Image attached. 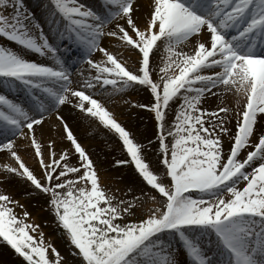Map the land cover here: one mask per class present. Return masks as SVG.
Returning <instances> with one entry per match:
<instances>
[{"label":"snow or ice","instance_id":"6c2138e0","mask_svg":"<svg viewBox=\"0 0 264 264\" xmlns=\"http://www.w3.org/2000/svg\"><path fill=\"white\" fill-rule=\"evenodd\" d=\"M147 7L141 25L138 0H45L49 36L24 0H0V37L17 45H0V84L27 96L21 103L0 94V151L14 161L0 166V181L15 177L48 197L71 254L45 243L43 232L31 235L39 225L27 211L18 217L12 205H22L0 192V237L26 264L72 257L78 264H264V0H149ZM112 47L134 52L135 70ZM161 49L156 72L152 57ZM70 50L79 56L66 59L62 51ZM81 62L91 71L74 86L73 64ZM129 89L149 94L132 106L153 116L165 178L146 158L153 140L136 141L95 98ZM221 89L237 98L235 131L226 103L203 106ZM64 105L118 137L129 159L115 163L134 167L147 186L139 196L119 199L101 186L95 162L61 115ZM53 113L70 146L58 153L49 140L45 158L35 126ZM17 136L30 141L41 176L19 155ZM73 154L77 164L69 163ZM148 202L141 218L123 222Z\"/></svg>","mask_w":264,"mask_h":264},{"label":"rangeland","instance_id":"374dc122","mask_svg":"<svg viewBox=\"0 0 264 264\" xmlns=\"http://www.w3.org/2000/svg\"><path fill=\"white\" fill-rule=\"evenodd\" d=\"M24 4L26 8L33 13L31 7L34 3L28 5L27 2H24ZM147 11L148 10H144V12L140 16L142 25L145 13ZM121 23L123 22L121 21ZM45 33H47V31H45ZM0 39L2 38L0 37ZM103 43L104 46H109L108 39H105ZM185 46H188L190 48L189 51H191L192 46L190 44L181 45V47ZM112 50L114 52L121 53L123 59H126L130 62V67L133 66L136 68L137 57L133 60L130 58L132 55H135L134 52L124 51L117 47H112ZM162 53L163 50L161 49L159 52H157L155 56L152 57L153 66L156 72H158L159 69L157 57H160ZM96 56L102 58V54L99 52L93 53L92 58L94 60H97L98 58H96ZM28 57L33 60H39L41 58L34 53H29ZM219 92H223L222 89ZM222 97H224V95H218V98L209 97L204 102L203 106L209 109L215 106H224V98ZM148 99L149 94L140 89H129L123 94H103L101 97V100L104 101L105 105L113 113L114 117L119 118L117 121L132 133L136 141L146 143V141L149 139L153 140V148L156 150L147 152L146 158L150 162L151 168L159 174V177L165 178L164 172L161 171V166H159L157 163V157L159 153L158 146L155 143L156 126L153 116L146 109L141 110L139 107H134L136 108V110H141L143 113L146 114L144 116H140L141 113L139 114V112H136V110L132 106L134 103H147ZM125 101H128L129 103H125ZM176 107L177 105L173 104L172 110L169 111V122H171V120L173 119ZM118 108H122L120 110L121 113H117V111H115ZM132 109H134L135 112H132ZM232 109L233 112L231 113V127L233 128V131H235L236 107ZM118 114L121 115L119 116ZM137 123H139L141 126L139 127ZM99 129L100 130H88L86 135L80 136L79 139L84 142L83 147L87 150V152L95 162L101 186L109 194H114L119 199L128 200L133 194L139 196L141 189H146L147 186L143 183L142 179L135 172L134 167L130 164L116 165L115 163L116 160L129 159V157H127L126 152L122 149L121 142L118 140V137L114 133L113 135H115L116 137H114L113 135H111V137L109 134H107V131L105 132L103 129ZM132 129H137V131L139 132H137L139 135V139L136 137L135 133L133 134ZM110 134H112V132H110ZM252 139L256 140L257 138L252 137ZM48 141L49 140L43 142L40 141L44 150L45 158L48 157ZM67 143L69 144V142ZM228 147L229 141L227 140V138H225L224 148L227 150ZM55 150L58 153L60 152L56 148ZM17 151L27 165L28 162H32L34 164L33 167L30 165L28 166L35 172L38 177L41 176L43 170L40 168L38 161L34 159V150L30 146V141L27 146H25V148L19 147L17 148ZM6 163H14V161L9 156H6V154L0 151V166ZM69 163L77 164V156H70ZM5 183L7 184V186H4ZM244 183V181H241L239 187L242 188ZM128 189H132V191L129 192ZM0 192L10 195L13 200L19 201V205H22V207L12 205L14 212L18 217H22V214L27 211L29 213V216L27 218L28 222L39 225L37 231L30 233L31 235L39 239V233L43 232L45 243H51L54 247L58 249L62 256L66 258L70 257L71 254L69 252L67 241L65 240L64 236L61 235V230L57 228L56 224L53 221V216L49 211L47 204L48 197L46 195L39 193L38 191H34L32 188L29 187V185L15 177H13L11 183L7 182V180L0 181ZM140 199L143 200L144 198L140 196ZM151 206V202H148L144 205L143 209L137 207L136 215L127 216L125 221L123 222H126L127 220H137L141 218L142 214L146 213L147 209ZM50 251L51 250L49 249V252ZM180 259H184L183 253H181ZM78 262V257H72L69 260V264H78ZM0 264H26V262H24L23 259L19 257L18 254H16L15 251L9 245H7L6 242L3 241L2 237H0Z\"/></svg>","mask_w":264,"mask_h":264},{"label":"bare ground","instance_id":"6f19581e","mask_svg":"<svg viewBox=\"0 0 264 264\" xmlns=\"http://www.w3.org/2000/svg\"><path fill=\"white\" fill-rule=\"evenodd\" d=\"M24 2H27L28 5L34 3L33 6L31 7V10L33 11L35 17L44 25V31H47L46 34H48L50 36L51 33L49 31L48 24L45 22V16H44V12H43V4H44L45 0H24ZM87 3L89 5L95 6L96 1L95 0H87ZM148 3H149V0H138L139 11L137 13H135V15L140 17L141 14L144 12V10H148V7H147ZM137 22L142 25L141 19H139ZM1 38L2 39H0V45L9 46V47H12L14 49L17 48V45H15L14 43L7 41L3 37H1ZM181 49L184 51H189L190 48L188 46H185V47H181ZM62 53L66 54V59H68V58L74 59V58L78 57V56H76V54H77L76 50H70L69 52H63L62 51ZM28 56H29V54H28ZM163 56H164V53H162L160 57H163ZM136 57L137 56L132 55L130 58L133 60V59H136ZM96 58L101 59V57H98V56H96ZM42 59L43 58H40L39 60H42ZM129 63L130 62L128 61V67L130 69L134 70L135 67H133V66L130 67L131 64H129ZM158 64H159L158 67L162 66L159 59H158ZM90 71L91 70L89 67H87V64L79 66L73 72V75H72V79L74 81V86H76L77 81H82V79L84 77H86ZM81 73L84 74L83 77L81 76ZM109 93L110 92H106L104 94L106 95ZM0 94L8 95L10 98H12L18 102H21V103H23L27 99V96L22 91V88H19L18 90L13 91L11 88L5 87L3 84L0 85ZM218 95H224V97H222V98H224L223 104L226 103L231 108L236 107V99L237 98L235 96H233L231 93L225 94L223 92H218ZM101 97H102V95H96L95 96V98L100 99V100H101ZM102 102L104 103V101H102ZM133 108H134V106H133ZM118 109L115 111H117V113H121L120 110L122 108L119 110ZM134 109L136 110V108H134ZM134 109H132L133 110L132 112H135ZM140 109L143 110V108H140ZM141 110H139V111L136 110V112H139V114L141 113L140 116L146 115ZM61 115H63L65 117L69 126L71 127V130L73 131V133L76 135V137L78 139L80 136L86 135L88 130H92V129L100 130L99 128L103 129L105 132L107 131V134H109L110 136L113 135V133L110 134V131H108L107 129H104L102 126H100L98 124V122L94 121L92 118H86L84 114H82L78 109H75L74 107H72V105L62 106ZM118 115L120 116L121 114H118ZM116 119L118 120L119 118H116ZM137 125L139 127L141 126L139 123H137ZM35 127H36L35 135L39 141L43 142L46 140H54L55 146L58 147V148L57 147H55V148L58 151H61L62 149L69 148L70 145L67 143L68 141L66 142V139L63 138L64 137L63 129H62V126H60V122L58 120H56L55 113L51 114L50 116H46L45 121L42 122L41 125L35 126ZM132 130H133V134L135 133L136 137L139 139V135H138L139 132L137 131V129H132ZM25 131H27V129H25ZM113 136L116 137L115 135H113ZM0 140H3V136H0ZM25 140L26 139H24L23 137L17 136L16 137V142L18 145L17 148H19V147L25 148V146H27V144L29 143V140H26V141ZM80 143L82 146H84L83 141H81ZM2 152L4 154H6V156H8L7 152H5V151H2ZM74 155H76V154H73L71 157H73ZM28 165H30L32 167L34 166V164L32 162H28ZM12 180H13V178L7 180V182L11 183ZM5 185L7 186L6 183L4 184V186Z\"/></svg>","mask_w":264,"mask_h":264}]
</instances>
